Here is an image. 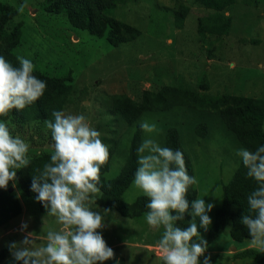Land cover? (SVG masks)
<instances>
[{
    "label": "rangeland",
    "instance_id": "1",
    "mask_svg": "<svg viewBox=\"0 0 264 264\" xmlns=\"http://www.w3.org/2000/svg\"><path fill=\"white\" fill-rule=\"evenodd\" d=\"M0 2L15 12L8 26L17 35L11 49L14 56L28 58L35 66L34 71L68 83L67 102L60 111L84 114L109 146L108 170L103 177L110 179L119 172L135 126L142 120L156 123L159 131L152 138L161 146L166 128L175 127L189 156L193 177L198 181L193 185L195 198H204L206 203L215 205L208 213L212 220L213 211L221 202V186L237 167L240 158L235 152L242 147L220 118L204 109L174 106L162 111H144L127 125L114 112L112 103L114 98L140 101L144 91L155 92L162 86L201 96L264 98V0L227 2V9L222 12L230 23L227 33L222 35L198 30L200 19L211 13V9L195 0H124L110 8L108 14L134 26L139 34L117 46L109 45L103 36L74 28L63 13L45 11L43 0H27L23 13L18 7L24 0ZM172 11L182 14V27H175ZM45 120L48 119L17 121L0 116V122H6L13 135L19 134L30 144V157L51 151V133ZM199 122L207 125L204 137L194 132ZM145 136L141 131L140 144ZM132 181L122 192L126 203L142 195ZM10 191L19 202L20 212L0 226V250L23 238L24 233L19 231L22 221L28 223V232L35 233L38 244L43 243L47 230L60 227L55 218L45 217L42 205L19 191L16 182H11ZM92 207L111 210L105 216L106 227L98 231L114 250L113 262L121 259L122 264H162L157 244L163 227L158 231L151 229L144 219L145 213L130 218L112 207L96 204ZM249 240H231L224 229L208 244L205 255L210 257V264H250V259L234 257L250 247ZM11 258L8 252L0 264ZM200 259L202 262L204 257Z\"/></svg>",
    "mask_w": 264,
    "mask_h": 264
},
{
    "label": "clouds",
    "instance_id": "2",
    "mask_svg": "<svg viewBox=\"0 0 264 264\" xmlns=\"http://www.w3.org/2000/svg\"><path fill=\"white\" fill-rule=\"evenodd\" d=\"M26 7L24 0L18 11L23 13ZM16 59L19 66L0 55V116L35 103L47 87L33 74L30 59ZM51 117L44 122L52 140L49 159L35 170L30 190L45 209V217L55 218L60 227L47 230L38 244L35 233L28 232V223L22 221L23 238L8 244L10 255L17 264H104L115 259V253L98 230L106 227L105 216L111 210H93L92 206L103 195L101 168L109 160V146L84 114L54 110ZM139 127L146 136L137 148L132 185L147 198V225L157 231L163 227L157 244L162 264H210L205 255L208 242L199 229H209L208 213L215 205L200 197L189 201V188L198 181L189 175L183 153L152 138L159 131L155 122L142 120ZM29 151L30 144L0 122V189L7 190L9 182L16 181L17 171L30 165ZM235 154L247 169V177L257 183L247 196V214L239 222L248 231L249 246L264 253V145L254 151L240 147ZM185 215L191 219L188 227L181 228L177 222Z\"/></svg>",
    "mask_w": 264,
    "mask_h": 264
},
{
    "label": "trees",
    "instance_id": "3",
    "mask_svg": "<svg viewBox=\"0 0 264 264\" xmlns=\"http://www.w3.org/2000/svg\"><path fill=\"white\" fill-rule=\"evenodd\" d=\"M204 7L211 9V13L200 19L198 30L208 34L222 35L227 33L230 19L223 15L230 0H195ZM124 0H43L42 6L45 11L51 13H63L68 22L74 27L86 30L97 37H104L111 46H117L135 38L139 31L132 25L116 20L108 14V10L115 4L123 3ZM15 12L6 3L0 2V55L15 66L18 61L11 49L17 40L14 29L8 27ZM174 25L182 27V14L172 11ZM33 74L46 82L47 87L44 95L35 103L26 106L22 110H11L6 116L15 120L51 119L54 110H60L67 102L69 84L55 77H48L39 71ZM113 110L123 121L130 125L144 111H162L174 106H189L204 109L215 113L238 143L249 150H255L264 145V98L242 95H218L201 96L191 94L187 91L174 87L162 86L157 91H144L140 101L113 99ZM3 117V116H2ZM194 132L199 137H204L207 125L199 122L194 126ZM141 141V129L137 124L130 138L127 155L119 172L110 179H105L103 174L108 170V162L101 168V191L102 197L96 201L100 207H112L118 214L125 217H138L148 211L146 209L147 198L142 195L136 196L130 203L122 199V192L128 187L134 178L137 168V148ZM164 147L180 150L186 162L190 176L192 174L191 162L188 154L183 149L178 130L168 127L164 132ZM50 153L39 152L31 156L30 165L17 171L16 184L24 196L35 199L36 194L30 190L31 180L35 170L42 168L49 159ZM247 169L240 160L231 174L229 180L221 186V202L213 211L212 223L209 229L200 232L210 244L220 233L227 229L231 240L236 242L250 239L248 231L242 224L240 218L247 214V196L257 187L254 179L247 177ZM11 186V182H9ZM8 186V187H9ZM195 189L189 188V201L195 198ZM38 205L41 206L39 202ZM20 212L19 202L13 193L0 189V226L6 223ZM190 217L185 215L183 221H178L177 226L188 227ZM9 252V248L0 250V261ZM235 258L250 259V264H264V253L256 249L246 247L235 253ZM122 264L121 259H118ZM117 262V261H116ZM4 264H17L12 258ZM108 264H117L113 260Z\"/></svg>",
    "mask_w": 264,
    "mask_h": 264
},
{
    "label": "water",
    "instance_id": "4",
    "mask_svg": "<svg viewBox=\"0 0 264 264\" xmlns=\"http://www.w3.org/2000/svg\"><path fill=\"white\" fill-rule=\"evenodd\" d=\"M10 190H11V186L8 187V191H10Z\"/></svg>",
    "mask_w": 264,
    "mask_h": 264
}]
</instances>
